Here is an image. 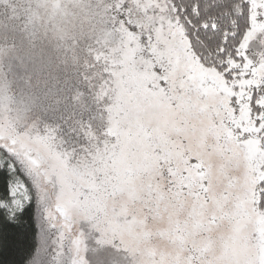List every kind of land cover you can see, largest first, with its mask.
Wrapping results in <instances>:
<instances>
[{"label": "snow or ice", "instance_id": "6c2138e0", "mask_svg": "<svg viewBox=\"0 0 264 264\" xmlns=\"http://www.w3.org/2000/svg\"><path fill=\"white\" fill-rule=\"evenodd\" d=\"M0 4V264H264V0Z\"/></svg>", "mask_w": 264, "mask_h": 264}, {"label": "trees", "instance_id": "16d2710c", "mask_svg": "<svg viewBox=\"0 0 264 264\" xmlns=\"http://www.w3.org/2000/svg\"><path fill=\"white\" fill-rule=\"evenodd\" d=\"M13 6H15V3H13ZM11 15H13L12 8L7 5L0 4V19L8 22V18Z\"/></svg>", "mask_w": 264, "mask_h": 264}]
</instances>
